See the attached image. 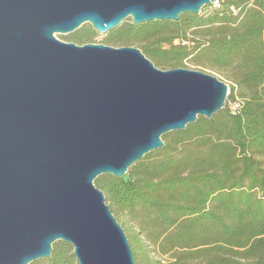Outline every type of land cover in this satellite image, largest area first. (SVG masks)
I'll return each mask as SVG.
<instances>
[{
  "label": "water",
  "instance_id": "1",
  "mask_svg": "<svg viewBox=\"0 0 264 264\" xmlns=\"http://www.w3.org/2000/svg\"><path fill=\"white\" fill-rule=\"evenodd\" d=\"M217 0H0V264L74 247L79 264H137L97 187L123 177L162 135L212 117L229 84L200 69H162L134 45L78 44L56 33L178 20Z\"/></svg>",
  "mask_w": 264,
  "mask_h": 264
},
{
  "label": "trees",
  "instance_id": "2",
  "mask_svg": "<svg viewBox=\"0 0 264 264\" xmlns=\"http://www.w3.org/2000/svg\"><path fill=\"white\" fill-rule=\"evenodd\" d=\"M212 5L178 20L129 17L105 40L137 46L163 69H212L230 87L222 109L163 134L123 177L95 178L137 264H264V0ZM95 32L82 25L70 40ZM45 262L79 264L64 240Z\"/></svg>",
  "mask_w": 264,
  "mask_h": 264
},
{
  "label": "rangeland",
  "instance_id": "3",
  "mask_svg": "<svg viewBox=\"0 0 264 264\" xmlns=\"http://www.w3.org/2000/svg\"><path fill=\"white\" fill-rule=\"evenodd\" d=\"M215 7H216V5H212V3L206 4V5L203 6V12L206 13V12L212 11ZM83 25H91V23L86 22ZM75 31L69 32V33H56V36L58 38L62 39V40H65V41H72V40H70V37ZM108 32L100 33V32H98L96 30L95 34L91 38L86 39L87 40L86 42H96V43L102 42V43H105V40H106ZM183 67L190 68V69H200V70H203V71L211 72V73H213V74H215V75H217V76H219L221 78V75L218 72H216V71H214L212 69H205V68L203 69L201 67H196L190 61H185V65ZM158 149L152 150V152L157 151ZM57 241H59V240H57ZM47 258L48 257L39 258L37 260L32 261V264H46L45 260Z\"/></svg>",
  "mask_w": 264,
  "mask_h": 264
},
{
  "label": "built area",
  "instance_id": "4",
  "mask_svg": "<svg viewBox=\"0 0 264 264\" xmlns=\"http://www.w3.org/2000/svg\"><path fill=\"white\" fill-rule=\"evenodd\" d=\"M219 0H217L215 3H218ZM234 9V8H233ZM235 10V9H234Z\"/></svg>",
  "mask_w": 264,
  "mask_h": 264
}]
</instances>
